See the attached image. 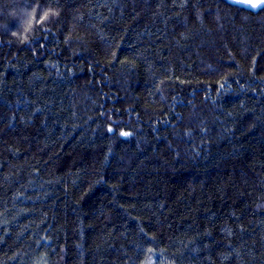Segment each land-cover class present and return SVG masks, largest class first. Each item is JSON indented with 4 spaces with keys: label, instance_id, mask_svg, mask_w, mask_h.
<instances>
[{
    "label": "trees",
    "instance_id": "16d2710c",
    "mask_svg": "<svg viewBox=\"0 0 264 264\" xmlns=\"http://www.w3.org/2000/svg\"><path fill=\"white\" fill-rule=\"evenodd\" d=\"M0 264H264V8L0 0Z\"/></svg>",
    "mask_w": 264,
    "mask_h": 264
},
{
    "label": "snow or ice",
    "instance_id": "6c2138e0",
    "mask_svg": "<svg viewBox=\"0 0 264 264\" xmlns=\"http://www.w3.org/2000/svg\"><path fill=\"white\" fill-rule=\"evenodd\" d=\"M234 2L250 6L251 8H264V0H234ZM122 135H127V133H122Z\"/></svg>",
    "mask_w": 264,
    "mask_h": 264
},
{
    "label": "rangeland",
    "instance_id": "374dc122",
    "mask_svg": "<svg viewBox=\"0 0 264 264\" xmlns=\"http://www.w3.org/2000/svg\"><path fill=\"white\" fill-rule=\"evenodd\" d=\"M230 1H233V2H234V0H230ZM235 3H236V2H235ZM238 4H240V3H238ZM240 5H242V4H240ZM243 6H246V5H243ZM246 7L251 8L250 6H246ZM253 9H256V8H253Z\"/></svg>",
    "mask_w": 264,
    "mask_h": 264
}]
</instances>
